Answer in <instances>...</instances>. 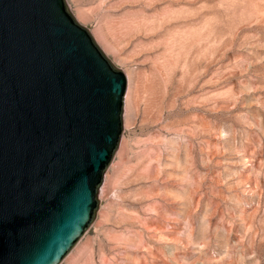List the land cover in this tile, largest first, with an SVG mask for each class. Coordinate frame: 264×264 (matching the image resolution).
I'll return each mask as SVG.
<instances>
[{"label": "rangeland", "instance_id": "1", "mask_svg": "<svg viewBox=\"0 0 264 264\" xmlns=\"http://www.w3.org/2000/svg\"><path fill=\"white\" fill-rule=\"evenodd\" d=\"M65 1L128 90L60 264H264V0Z\"/></svg>", "mask_w": 264, "mask_h": 264}, {"label": "water", "instance_id": "2", "mask_svg": "<svg viewBox=\"0 0 264 264\" xmlns=\"http://www.w3.org/2000/svg\"><path fill=\"white\" fill-rule=\"evenodd\" d=\"M127 90L65 0H0V264H60L88 230Z\"/></svg>", "mask_w": 264, "mask_h": 264}]
</instances>
